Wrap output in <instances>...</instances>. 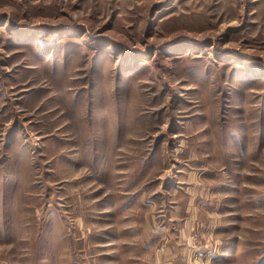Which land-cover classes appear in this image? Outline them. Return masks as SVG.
Returning a JSON list of instances; mask_svg holds the SVG:
<instances>
[{
    "label": "rangeland",
    "instance_id": "1",
    "mask_svg": "<svg viewBox=\"0 0 264 264\" xmlns=\"http://www.w3.org/2000/svg\"><path fill=\"white\" fill-rule=\"evenodd\" d=\"M0 264H264V0H0Z\"/></svg>",
    "mask_w": 264,
    "mask_h": 264
}]
</instances>
